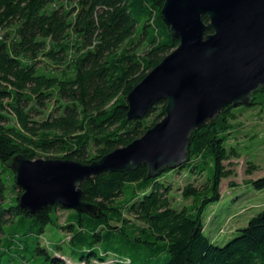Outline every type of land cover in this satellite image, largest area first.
Masks as SVG:
<instances>
[{
	"label": "trees",
	"instance_id": "obj_1",
	"mask_svg": "<svg viewBox=\"0 0 264 264\" xmlns=\"http://www.w3.org/2000/svg\"><path fill=\"white\" fill-rule=\"evenodd\" d=\"M163 3L0 0V264H65L61 257L79 264H264V209L224 246L205 236L203 222L205 210L220 200L221 181L234 175L230 161L240 158L226 148L238 142V110L262 105L264 87L193 131L187 163L178 169L148 179L146 166H139L81 183L94 215L58 205L34 215L19 208L15 158L55 153L51 159L90 164L163 119L164 101L139 120L127 119L125 101L178 46L163 23ZM202 20L208 23L206 15ZM246 164L250 175L255 166ZM183 172L188 183L179 194L190 203L177 208L169 174ZM248 184L262 191L264 176ZM57 210L67 212L63 223ZM49 225L69 236L67 250L56 246L55 258L40 244Z\"/></svg>",
	"mask_w": 264,
	"mask_h": 264
},
{
	"label": "water",
	"instance_id": "obj_2",
	"mask_svg": "<svg viewBox=\"0 0 264 264\" xmlns=\"http://www.w3.org/2000/svg\"><path fill=\"white\" fill-rule=\"evenodd\" d=\"M208 17L205 24L202 16ZM161 17L178 46L126 96L127 119H142L160 101L165 116L140 138L97 161L14 159L19 208L49 206L94 215L80 185L103 173L146 166L147 178L187 163L193 131L228 105L248 102L264 87V0H164ZM210 30V34L205 32Z\"/></svg>",
	"mask_w": 264,
	"mask_h": 264
},
{
	"label": "rangeland",
	"instance_id": "obj_3",
	"mask_svg": "<svg viewBox=\"0 0 264 264\" xmlns=\"http://www.w3.org/2000/svg\"><path fill=\"white\" fill-rule=\"evenodd\" d=\"M234 123L237 127L238 142L227 143L226 148H235L240 158L230 161L234 175L221 181L219 202L209 206L203 214V222L205 224L208 222L204 234L209 239L215 238L214 241L219 246H224L235 238L238 230L246 227L249 220L264 209V190L257 191L248 184L249 181L264 176V103L250 107L242 106L238 110V117ZM55 156V153H46L35 160H51V157ZM246 163L255 166L250 175L245 172ZM169 179L172 181V184L169 183L171 184V195L174 197L172 204L177 208L188 205L190 202L183 201L179 194V189L181 190L188 183L185 181L184 172L169 174ZM203 181L202 178L196 181L195 178L190 179V182L198 187L203 184ZM16 191L20 190L17 188ZM57 214L59 222L63 223L67 212L57 210ZM219 230L221 234H218ZM68 237L63 231L49 225L41 236L40 244L50 258H55L56 246L60 245L67 250ZM61 259H64L65 264H79L72 262L68 257H61ZM45 264H50V262L46 260Z\"/></svg>",
	"mask_w": 264,
	"mask_h": 264
},
{
	"label": "built area",
	"instance_id": "obj_4",
	"mask_svg": "<svg viewBox=\"0 0 264 264\" xmlns=\"http://www.w3.org/2000/svg\"><path fill=\"white\" fill-rule=\"evenodd\" d=\"M224 233H225V232H224ZM224 233H223V234H224ZM218 234H221V230H219Z\"/></svg>",
	"mask_w": 264,
	"mask_h": 264
}]
</instances>
